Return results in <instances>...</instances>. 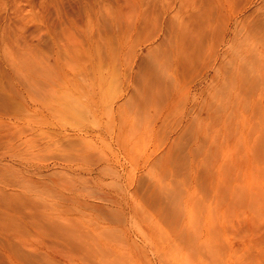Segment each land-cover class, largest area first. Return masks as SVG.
Instances as JSON below:
<instances>
[{"label": "rangeland", "instance_id": "rangeland-1", "mask_svg": "<svg viewBox=\"0 0 264 264\" xmlns=\"http://www.w3.org/2000/svg\"><path fill=\"white\" fill-rule=\"evenodd\" d=\"M0 264H264V0H0Z\"/></svg>", "mask_w": 264, "mask_h": 264}]
</instances>
